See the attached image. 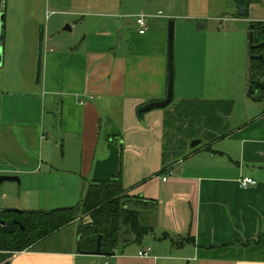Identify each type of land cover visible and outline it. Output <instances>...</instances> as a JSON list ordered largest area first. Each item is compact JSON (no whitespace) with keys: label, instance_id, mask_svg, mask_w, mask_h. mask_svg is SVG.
<instances>
[{"label":"crops","instance_id":"1","mask_svg":"<svg viewBox=\"0 0 264 264\" xmlns=\"http://www.w3.org/2000/svg\"><path fill=\"white\" fill-rule=\"evenodd\" d=\"M29 1L6 0L0 11V177L59 189L47 203L62 209L89 184L120 175L151 233L99 257L77 252L79 225L66 244L61 234L71 224L28 251L0 252V264H264V110L247 115V102H262L247 92V74L234 72L245 69L249 30L219 26L207 38L209 1L201 6L173 42L171 104L139 114L166 98L169 23L161 13L147 16L144 35L114 15L90 22L82 36L77 24L65 27L68 37L47 26L36 82ZM261 2L252 0L248 23L264 21ZM244 178L256 185L242 189Z\"/></svg>","mask_w":264,"mask_h":264},{"label":"rangeland","instance_id":"2","mask_svg":"<svg viewBox=\"0 0 264 264\" xmlns=\"http://www.w3.org/2000/svg\"><path fill=\"white\" fill-rule=\"evenodd\" d=\"M208 1L210 11L208 9L206 13L207 29L202 33L209 38L214 34L213 32L215 28H218L219 26H229V30L238 31L235 20L241 19L238 18L237 12L232 6L234 5L232 4L233 0H30L27 8L30 9L32 5L31 19H34L32 23L37 32V56L40 55L41 64V47H44L45 36H49L48 34H45L47 26L48 29H50V34L52 33V35H54L55 33H60L61 36L68 37L70 33H65L63 31L65 27L77 24L78 26L75 28V34L80 33L82 36L87 31L90 22L113 21L111 17L114 15L115 18L118 17L121 19V23L129 22L132 31L137 16H152V14H156V12L159 11L161 13L160 17L164 18L167 24L170 21L174 22L175 40L176 34H179L180 26L186 23H193V20H195L194 18L205 10V4L208 3ZM261 1L260 4L262 5L257 9V14L264 17V0ZM10 2L11 0H9L8 3L9 7ZM252 5V0H250V3L247 6V16L239 22H244L249 25L247 20L250 19V14L254 9ZM6 6L7 2L5 0V9ZM201 6L202 8L204 7L202 11ZM5 13L6 12L4 11V14ZM92 14L97 15L92 16ZM252 22L264 21L255 20ZM246 32H248L247 29L243 30L242 33ZM248 58H250L249 50L245 69L243 65L242 67L236 66L234 69L237 77L240 73L247 74L244 79L245 85H248L250 81L248 76L250 60H248ZM225 70L230 71V65L227 66ZM257 79L258 81L263 82L264 76ZM247 103L248 105L245 107V112L248 113L247 115L249 116H253L260 108H262L261 104L255 106L252 100ZM243 117L245 116L243 115ZM47 196H51L52 199L56 198L58 200L61 194L59 189L47 191L46 188L41 186L22 185L21 181L19 184L16 182H4L0 185V211L49 212L60 209V207H55L56 205L51 207L50 202L47 203ZM77 204L78 201H75L73 205L64 208L74 207L77 206ZM84 221L86 222L87 220L84 219L82 222ZM78 225L79 222L74 223L62 232L61 236L65 237L66 244L72 245Z\"/></svg>","mask_w":264,"mask_h":264},{"label":"trees","instance_id":"3","mask_svg":"<svg viewBox=\"0 0 264 264\" xmlns=\"http://www.w3.org/2000/svg\"><path fill=\"white\" fill-rule=\"evenodd\" d=\"M249 3L250 0H246L245 15L239 19L246 18ZM2 8L3 0H0V11ZM249 25L252 26L249 33L251 82L264 76L263 65L251 58L264 53V47L253 48L264 43V22H249ZM252 98L262 102L264 95H253ZM135 200L127 196L120 175H117L110 181L89 184L81 201L74 207L49 212L0 211V252L28 251L78 221L79 254L113 255L119 244H141L151 233V228L141 223L139 212L131 206ZM84 219L87 221L82 222Z\"/></svg>","mask_w":264,"mask_h":264},{"label":"water","instance_id":"4","mask_svg":"<svg viewBox=\"0 0 264 264\" xmlns=\"http://www.w3.org/2000/svg\"><path fill=\"white\" fill-rule=\"evenodd\" d=\"M4 1L3 0V8L4 9ZM237 15L238 17L242 18L245 15V8H246V0H233ZM204 27V22L203 21H198L195 23V29H203ZM237 29L240 30H245L248 29L249 33L252 31V26L248 25L247 23L244 22H239L236 25ZM3 38H4V13H0V67L3 64ZM173 42H174V22L170 21L168 24V30H167V65H168V81H167V93H166V98L162 102L158 103H151L139 110V114L148 112L152 109H162L167 107L168 105L171 104L172 99H173V94H172V84H173V75H174V70H173ZM264 43L255 46L253 48H263ZM253 60L259 61L264 68V54L262 55H257L251 57ZM252 65H249V72H251ZM39 73H40V55L38 56L37 60V72H36V82L39 80ZM251 95H257V94H263L264 95V82H260L258 80L251 81L250 82V87L248 91ZM262 109L264 110V100L262 101ZM198 144V142H192L191 147H195ZM4 182H16L19 184V179L17 177H9V176H1L0 177V185H2ZM14 211V210H13ZM2 225V224H1ZM95 256L99 257H108L109 255L107 254H100V253H95L93 254Z\"/></svg>","mask_w":264,"mask_h":264},{"label":"built area","instance_id":"5","mask_svg":"<svg viewBox=\"0 0 264 264\" xmlns=\"http://www.w3.org/2000/svg\"><path fill=\"white\" fill-rule=\"evenodd\" d=\"M158 15H160V13H158ZM146 18H147V16L140 15V16H137L135 19V25L137 26V33L139 35H144L147 31ZM172 175H173V173L171 171L167 172L166 176L162 179V181L165 182L166 179ZM255 185H256V182L252 179H249V178H244V179H241L239 181V186L242 189L254 187ZM149 254H150V249H145V250L139 252L138 256L140 258H147L149 256ZM104 264H107V263H104Z\"/></svg>","mask_w":264,"mask_h":264},{"label":"flooded vegetation","instance_id":"6","mask_svg":"<svg viewBox=\"0 0 264 264\" xmlns=\"http://www.w3.org/2000/svg\"><path fill=\"white\" fill-rule=\"evenodd\" d=\"M264 54V53H263ZM264 82V81H263ZM257 95H259V94H257Z\"/></svg>","mask_w":264,"mask_h":264}]
</instances>
